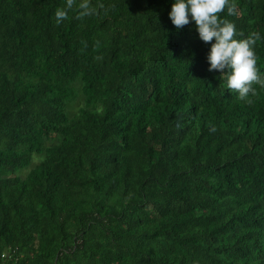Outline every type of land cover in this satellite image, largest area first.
Segmentation results:
<instances>
[{"label": "trees", "instance_id": "16d2710c", "mask_svg": "<svg viewBox=\"0 0 264 264\" xmlns=\"http://www.w3.org/2000/svg\"><path fill=\"white\" fill-rule=\"evenodd\" d=\"M174 2L0 0V264H264V86L208 71ZM234 3L264 78V0Z\"/></svg>", "mask_w": 264, "mask_h": 264}, {"label": "clouds", "instance_id": "9594fccd", "mask_svg": "<svg viewBox=\"0 0 264 264\" xmlns=\"http://www.w3.org/2000/svg\"><path fill=\"white\" fill-rule=\"evenodd\" d=\"M111 7H106L104 3L93 6L92 0H79V3L77 0H66L65 6L55 11L56 23L59 25L69 19V12L73 10L78 12L77 19H84L98 16L101 11L107 15ZM225 9L229 16L234 15L237 10L234 0H175L169 19L177 31L194 22L201 41H215L211 44L207 56L210 64L208 71L221 72V78L226 80L227 88L237 92L239 99L247 100L250 95L256 94L252 87L254 83L264 86V78L258 74L254 51L257 41L262 37L258 32H252L247 38L238 39L237 37L244 34L237 32L233 22L221 18L220 14ZM210 131L215 132V127Z\"/></svg>", "mask_w": 264, "mask_h": 264}, {"label": "rangeland", "instance_id": "374dc122", "mask_svg": "<svg viewBox=\"0 0 264 264\" xmlns=\"http://www.w3.org/2000/svg\"><path fill=\"white\" fill-rule=\"evenodd\" d=\"M82 96H81V93L78 91V98L76 99V101L73 103V104H71L70 106H69V108H68V112L69 113H72V112H74L78 107H80V106H82ZM38 157H35V159H34V164L35 163H37L38 162ZM28 170H24L23 172H22V175H24L26 172H27Z\"/></svg>", "mask_w": 264, "mask_h": 264}]
</instances>
